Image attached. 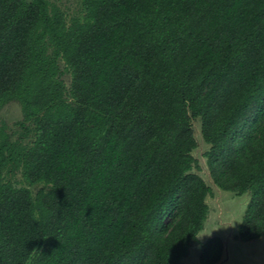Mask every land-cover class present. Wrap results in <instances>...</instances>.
Segmentation results:
<instances>
[{
    "label": "trees",
    "instance_id": "16d2710c",
    "mask_svg": "<svg viewBox=\"0 0 264 264\" xmlns=\"http://www.w3.org/2000/svg\"><path fill=\"white\" fill-rule=\"evenodd\" d=\"M14 100L32 139L0 127V264H183L210 193L195 118L213 184L250 193L236 239L264 235V0H80L68 18L0 0ZM199 245L220 260L218 238Z\"/></svg>",
    "mask_w": 264,
    "mask_h": 264
},
{
    "label": "rangeland",
    "instance_id": "374dc122",
    "mask_svg": "<svg viewBox=\"0 0 264 264\" xmlns=\"http://www.w3.org/2000/svg\"><path fill=\"white\" fill-rule=\"evenodd\" d=\"M79 1L48 0L50 5L58 7L66 18L78 10ZM60 66L64 68L62 62ZM61 77L65 87L68 88L70 81L69 72L64 71ZM21 120V105L18 101H10L0 109V127L4 128L9 138L11 140L19 138L22 142H29L32 139V133L23 135L24 130ZM191 124L194 137L197 141V146L191 150V154L195 158V165L192 171L198 173L205 181L210 188V193L205 197V202L208 205V214L204 227L198 233L197 239L189 249L188 255L182 259V263L198 264L199 244L211 237H216L223 244V253L220 260L215 264H264V235L247 242L236 239L237 227L249 203L250 193L226 191L213 184L209 176L205 156L209 146L202 139L200 119H193ZM2 177L5 180H10L17 186H27L32 194L41 186V183L27 185L18 171L8 174L3 170ZM168 219L169 216L167 215L164 222H167Z\"/></svg>",
    "mask_w": 264,
    "mask_h": 264
}]
</instances>
